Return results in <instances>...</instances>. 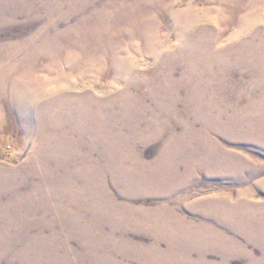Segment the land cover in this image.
I'll return each instance as SVG.
<instances>
[{
	"label": "rangeland",
	"instance_id": "obj_1",
	"mask_svg": "<svg viewBox=\"0 0 264 264\" xmlns=\"http://www.w3.org/2000/svg\"><path fill=\"white\" fill-rule=\"evenodd\" d=\"M112 1L113 0H97L95 5L107 3L110 9H121V11L123 12L129 14L133 13L134 16H136L135 18L138 20L140 18L141 20L147 19L146 15L148 14V11L153 10L151 14L153 15L152 18L155 19V27L153 30V33L155 34H152L154 44L153 48L155 52H150L151 44L146 45L143 39L139 37H133V35H135L136 33H129L130 30L127 29V27L123 28L125 26L122 25L123 20L120 16L114 17L112 20L114 29L108 28L105 31H99V28L94 29L95 26H100L101 20L97 19L94 15H90L93 8L91 4L86 10L82 11L84 14L74 15L71 19L72 22H69V24H65L62 22L59 25L60 28L58 30H55L56 32L47 31L45 33H47L48 35L45 34L42 36V40H44L45 43L52 44L51 48L55 47L52 39H57V42L59 44L57 42H55V44L59 46V60L62 59L63 55L65 57L67 54H69L67 48H69V50H76L75 52L79 53V57L82 56L84 52L88 51L89 54H92L94 52V54H96L98 58L105 59L107 63H105L103 69L101 68L97 70V68H95L94 70L93 68H91L88 70L91 75L87 71L85 72L84 75H86L87 80L83 79L80 76L79 72L82 73L83 71V69H81L80 67H71L64 65V68L62 67L61 69L65 70L66 74L68 71L71 72L66 81L63 80L59 82L56 78V75L58 74V66L50 62L49 59L51 58V55L47 52L45 55L44 51L34 52L31 49L25 48L19 50L20 52L18 51L16 53V56L14 55V61L12 60L11 64H13L14 67L11 68L9 72V78L4 76V74H6V71L3 70L2 66L0 65V85L3 84L5 91H7L5 92L6 95L0 92V264H264V243L250 238L251 236H254V234H252V232L246 231V222H239L234 216L235 214L237 215L238 212H232L231 214H229L232 216L231 217L227 215L228 213L225 211V209L217 210V208L215 207L216 205H214V199L217 198L221 200V204L224 203L223 206L234 207L235 210H237L235 207H238V209L245 208L247 209V212L249 214L253 215L264 214V142L258 140L255 141V139H253V137H255L256 135L259 136L261 134V136H264V130H260V132L256 130L264 129V126L260 127L259 125H257L254 127H250L249 125H246L244 129L240 131V133L249 134H245V136L241 137L235 136L234 134L227 133L225 131L213 132L210 129L209 140L211 141V143L213 142L215 144L217 149L219 148L225 153H223L224 156H221L220 152L214 151L212 148L210 149L211 151L208 152V149L210 147L207 145V142L205 140L202 143L189 144V142L185 145L181 143H175L169 136L171 130H174V134H177V132L179 134L181 129H187V127L185 125H182L180 122L169 124V122L165 120L166 124L163 127V135L146 139V141L140 142L136 145L137 147H135V154L143 160V163H141V165L143 164L142 168H144V165L146 164L145 168L153 170L154 168L157 169V167L155 166V160L159 155V151L163 149L168 150L170 147H177L178 151H183L185 150L184 148L189 149L195 152L200 161H202L206 165L210 162H214L216 164L213 167L209 168L198 167L197 165H195L196 167L189 168L193 169L191 172L192 174H185V170H187V168L184 167L183 169L182 167H180L179 174L182 176L180 178L182 183L179 182V184L183 186H180L178 184L177 186L175 184L171 190H164L163 195L153 193L152 191H138L139 193L135 192L130 193L132 195H127L120 192V190H123L122 186L120 187L118 185L119 187H116L118 183H114L115 176L112 178L109 174H105L103 176L104 184L106 186V190L109 192V195L112 198L116 199L119 204H121L119 208V212L121 215L132 216L131 214H133L135 209L148 210L156 206L157 208L155 207L153 209H150L152 212H154L152 214H156L161 218L164 216H169L170 213H173L183 220L185 226L187 224L190 225V230L192 232L191 235L193 236L190 237L183 234L179 238H177L179 239L178 245L182 249L180 253L169 248L170 246L167 245V243H170L169 239L165 240L160 238L158 240L152 235L150 231H147L144 228L132 227L127 228L126 231H120V229H114L105 222H102L98 219V225H103V227L100 226L102 234L106 236L109 235V237L112 236L115 240H118V242H115L117 243V245L109 244V246L96 244V241L92 240L89 236H87L88 238L86 239L85 231H90L87 226H75L73 224H69L66 221V219H68L70 216L74 217L71 213L77 212L78 217H83L87 222V219L91 220V218L94 216L93 213L89 211V213L85 211H77L75 205L71 206L70 208L66 204L65 199H63L60 204L57 203V197L53 198L50 196L54 194L53 192H51V190L54 189L58 191L60 189H63L62 184H64L66 181L72 183L73 181L76 182L77 180L76 183L79 187L80 185H83L84 181L83 178H77V175L73 172V170L75 169L74 166L77 165V162L74 160V158H68L66 161H64L65 166L62 167L58 166L55 161H48L44 158V148L51 147L50 149H54V151L58 149V147L55 146L56 140H54L52 136V134L54 133H56V135H62L63 137H65L67 142H70L71 144L83 142L84 140H86L85 136H82L80 133H78L79 128L75 127V119L73 118V111L71 112V110H68V112L66 113V116L68 118L66 122L67 125L65 123L63 128H57L55 126V122L58 119V109H60L61 105L58 101V98L60 96L58 92L61 91L65 93L63 97L66 99L65 103L68 104V107L70 104H72V102L83 104V102L86 101L89 97L86 95L89 94H95L99 97L105 95L104 97L102 96L103 99L112 100L116 93L122 91L125 93H129L127 95L128 98L133 99L135 97H138L141 92H145L147 90L148 85H146V82L150 80L149 76H151L154 72L162 70V66L158 63L159 58H155L158 57V52L162 50L171 52V54H173L174 51H178V49L184 47V45L180 41L179 34L177 35V28L180 27L179 23L184 17L189 18L192 16L191 14H193L190 20L200 21L204 23L205 29L211 31L210 34L213 36L212 44L214 51L220 53L218 57L219 60H216L220 64L218 68H220L219 70H222L223 73L218 72V68L216 72L218 74H221L222 76H225V78L230 77L229 81H221L217 84V86H215L218 98H220L221 105L226 104V106H228L230 105L229 103H232L235 108H242V106L246 104L248 97L242 95L243 98H240L238 95V100H234L232 94H234L235 92L233 91L236 88L249 87V84L252 81H255L258 84L262 83V88H259H261V90H264V0H251V2L250 0H160V2L159 0ZM127 2L129 3V6L127 5ZM122 3H124L125 5ZM259 5L261 6L258 7ZM184 9L186 10V12ZM190 10L192 11L190 12ZM176 11H178L177 14ZM179 12L181 14H179ZM185 13L187 15H185ZM144 14L146 17L144 16ZM237 15L239 16L237 17ZM16 16L17 19L12 18L8 20L7 23H4V21H2L5 26L0 28V53L4 54L8 49L3 48L6 47V43L16 44L15 42L23 41L21 39H24L26 41L27 38L31 37L32 34L34 35L41 30H44L43 28L46 24V21L41 15L31 16L27 13H19ZM174 17L175 23H173ZM249 18H251L250 21H253L252 23H250V21H247V19ZM177 22L178 27H176ZM84 23L86 24V26ZM152 23V21L151 23L149 21L150 26ZM246 23L248 25H253V28H247ZM72 24L75 27L81 28L77 31L75 30L76 32H73V30L67 28ZM211 27H214L215 29H212ZM93 30H95V32ZM214 30L216 31L214 32ZM110 31L113 33H115L116 31L115 34L117 35L112 37H119L120 39L122 38L121 42L125 45H129L130 42V44L132 45L133 41L134 44L136 43L135 45H133V47H131V45H129L130 47L125 46L124 49H122L121 47L122 52H119V56L121 55V57L124 58L127 56L126 58H130L129 60L131 61V64L127 68H121L124 69L123 73L118 72L121 69H117V67H114L109 62L110 56H108L107 53H104V50L109 49L106 41L108 39L107 36H110ZM53 32L56 34H52ZM97 37L100 39L99 41ZM131 37L134 38H132L133 41L131 40ZM154 41L156 42L154 43ZM226 43L228 45H226ZM242 43H248V45H243ZM69 45L72 46V48ZM235 46H237V50H239L238 52H240L239 55L241 53L243 55H241L237 60H233L232 62L225 60L221 55H223L226 51L233 50ZM132 48L134 51L132 50ZM158 48L159 50L157 51ZM117 50L119 51V49ZM244 50H249L250 52L253 51V56H245V52H242ZM255 53L257 54L255 55ZM242 58L243 60H241ZM25 65L27 67H25ZM176 69L177 70L175 71V76L176 78H179L181 73L183 72V67L179 65ZM95 73L97 74V76ZM32 75L35 78L32 77ZM14 79H19L20 81L16 80L15 82L19 81L22 86H31V88L27 87V89L44 90L48 88V94L45 96H41L39 99L41 101L38 100L37 103H35L36 109L31 112V116L29 114L28 119H25V111L19 110V108L14 106L15 103L16 105H20V102H18V100L15 99L14 96L13 101L11 95H9V90L12 86L11 84L15 83L12 82ZM21 79H24L25 81ZM3 81L5 84L3 83ZM138 84H142L140 89L136 88L139 86ZM159 85H162V83ZM151 86H154L153 82H151ZM157 86H155V88ZM164 86L165 85H163V87ZM179 86V84L176 85L177 88ZM6 88H8L9 90ZM188 89L189 87L187 85H181L179 98L183 102L188 95ZM66 90H73V92H70V94L68 92H65ZM241 92L243 94L244 91ZM258 92L259 91L254 93V96ZM55 94L57 95L55 96ZM257 95L255 97H257ZM145 96L146 94L142 95V100ZM15 100L17 101L15 102ZM144 100H146L144 101V106L146 107V109L149 107H153L154 105L152 104H155L152 102L150 103L147 97H145ZM179 107L181 108V106ZM229 114L232 115L233 113L229 112ZM163 116L169 117L168 114H163ZM33 120L36 121L34 122ZM26 121H28V124L26 123ZM162 121H164V119H162ZM146 123V120L142 121V127H144V129H147L145 125ZM192 125L187 126H189L188 128L191 129L203 128L198 123L194 124L193 126ZM126 130L127 129L123 130V132H125ZM64 131H66L67 133ZM128 131L129 129L126 132ZM66 134H68L69 136ZM248 135H250L251 137L246 138ZM88 149L89 147L86 144L85 147H82V151H87ZM71 151L72 148L69 150V152ZM223 158L228 159L226 160ZM193 159L195 161H198L196 157H193ZM189 163L192 164V161H185L184 165L187 167L189 166ZM163 165L168 166L167 163H164ZM220 166H222L223 169ZM257 168H262L263 170L259 173V175L250 177L249 173L253 169ZM243 170H245L246 172H244ZM237 175L239 178L237 177ZM32 187L38 188L39 191H42L43 189L45 197H42L40 199V203L37 206L34 205L35 211L32 214L25 215V208H23V206H14V202L18 201L20 203H25V198L23 200V197H25V194L28 193ZM86 193L83 194V196L88 199H93L96 206H98L99 203L96 201V199L92 197L90 193ZM131 196L133 198L132 203L130 201ZM44 202L47 205H45ZM162 202L167 203L168 208L165 206H157ZM54 203L58 204L57 213L53 210L54 208H48V205H52ZM129 204H132V206L128 208ZM138 206L140 207L138 208ZM67 207H69V211L66 209ZM63 208L68 211L67 213H65L68 214L65 217L61 216V209ZM165 208L166 210H163ZM168 209H170V211ZM257 210L260 211L258 212ZM141 213L142 218L140 217L141 214H138L139 220L141 221L142 219L147 223L148 211H144ZM236 222H239L242 226L237 225ZM237 226L240 227L241 231H237L235 229ZM253 227H255V225H253ZM259 227V230L262 232V235H260V237L264 241V224ZM207 230H209L211 234ZM203 233H205V235ZM218 234L233 244L230 254L227 255V253L219 251L216 247L213 246ZM208 242H210L211 245H207L206 243ZM91 243L94 244L92 246H95V249H92L89 246ZM197 244H199V248ZM167 248H169L170 250L165 251ZM238 249L241 252H239ZM184 250H188L189 255L186 254L185 256H183L182 253ZM166 253H168L169 255ZM178 257L185 258L180 259Z\"/></svg>",
	"mask_w": 264,
	"mask_h": 264
},
{
	"label": "bare ground",
	"instance_id": "obj_2",
	"mask_svg": "<svg viewBox=\"0 0 264 264\" xmlns=\"http://www.w3.org/2000/svg\"><path fill=\"white\" fill-rule=\"evenodd\" d=\"M96 1L97 0H0V28L5 26L4 23H7L8 20H10L12 18L17 19L16 15L19 13H27L28 15H31V16L41 15L46 21V24L43 28L44 30H41L37 34H34V35L32 34L31 37L34 36L33 38L29 37V38H27L26 41L24 39H21L23 41L15 42L16 44L6 43V45H5L6 47L2 46L3 48H8L4 54L0 53V65L2 66L3 70L6 71V74H4V76L9 78V76H8L9 72H10L11 68L14 67V65L11 64L12 60L14 59V55L16 56V53L19 50H22L24 48L25 49H31L34 52L44 51L45 55H46V52L49 53L51 55V58L49 59L50 62L54 63V65L58 66V74L56 75V78L59 82L63 81V80L66 81L67 77H69V74L71 72V71H68L66 74L65 70L61 69L64 65L71 66V67H77L78 66L81 69H83L82 73L79 72L80 76L83 79H86V75H84V74L86 71L88 72L89 69H91V68H93L94 70H95V68H97V70L101 69V68L103 69V67H104L105 63H107V61L105 59L98 58L96 56V54H94V52L92 54H89V52L87 51V52H84L82 54V56L79 57V53L75 52L76 50L75 51L69 50V48L66 47L69 54H67L65 57L63 55L62 59L59 60V58H58L59 46H57L55 44V42H57V39H52V42L54 43V46H55L53 48H51L52 44L45 43L44 40H42V36L47 34L45 32H47V31L56 32L55 30H58L60 28L59 25L62 22L65 24H67V23L69 24V22H72L71 19L74 15L84 14L82 11L86 10L91 4H92L93 8L91 10L90 15H94L97 19L101 20L100 26H95L94 29L99 28V31H101V30L105 31L108 28L111 29V28H113V25H112L113 18L120 16L123 20L122 25L125 26L123 28L127 27V29L130 30L129 33H131V32L136 33L135 35H133V34H131V35H133V37H139V38L143 39V41L146 45L151 44L150 52L154 51L153 35L155 33H153V30L155 27V23H154L155 19L152 18L153 15L151 14V12L153 10L148 11V14L146 15L147 19L141 20V18H140L138 20L135 18L136 16H134L133 13H131V14L126 13V12L121 11V9L120 10L119 9H110L108 7L109 5L107 3H106L107 6H106V4L95 5ZM148 1H146V2H148ZM241 1H243V0H241ZM159 2H160V0H159ZM250 2H251V0H250ZM137 3H139V2H137ZM252 3H254V2H252ZM122 4H124V3H122ZM162 4H163V2H162ZM257 4H259V3H257ZM127 5L129 6V3ZM260 6L261 5H259L258 7H260ZM158 7H159V5H158ZM166 7H167V5H166ZM113 8H114V6H113ZM229 9H230V7H229ZM252 10H253V8H252ZM131 11H132V9H131ZM191 11L192 10H190V12ZM180 12H179V14H181ZM185 12H186V10H185ZM177 13H178V11H176V14ZM135 14H136V12H135ZM241 14H243V13H241ZM173 15H174V13H173ZM185 15H187V14L185 13ZM191 15L193 16V14H191ZM144 16H145V14H144ZM238 16L239 15H237V17ZM175 17L173 19V23H175L174 22ZM191 17H189V18L184 17L179 23L180 27L177 28L178 29L177 35L179 34L180 41L184 45V47L183 48L181 47V49H178V51H174L173 54H171V52L162 51V50L160 52H158V55H157L158 57H155V58L156 59L159 58L158 63L162 66V67L160 66L162 70H159L158 72H154L151 76H149L150 80H148L146 82V85H148L147 90L145 92H141L138 95V97H135L133 99L128 98L127 95L129 93H125L122 91L116 93V95L113 97V99L111 98L112 100L103 99V97L105 95H102L103 97L102 96L99 97L95 94H93V95L89 94V95H86L89 97L86 101L83 102V104H79L78 102L77 103L72 102V104H70L68 107V104L65 103L66 99L63 97L65 93L61 92L60 90H59L60 92H58L60 94L58 101L60 102L61 105H60V109H58V115H57L58 119L55 122V126L57 128H63L65 123L68 120L66 113L68 112V110H71V112L73 111V118L75 119V124H76L75 127L79 128L78 133H80L82 136H85L86 140H84L83 142L71 144L70 142H67L65 137H63L62 135H60V134L56 135V133H54V134H52V136H53L54 140H56L55 146L58 147V149H56V151H54V149L53 150L50 149L51 147L44 148L43 149L44 158L47 159L48 161L49 160L55 161L57 163V165L60 167L65 166L64 161H66L68 158H70V157L74 158V160L77 162V165L74 166L75 169L73 170V172L77 175V178H79V177L83 178L84 181H83V185H80V187L77 185V183H76L77 180H76V182L73 181L72 183H70L69 181H66L64 184H62L63 189H60L58 191L54 190V189L51 190V188H50L51 192H53L55 194V196H54V194H52L50 196L53 198L57 197L56 198L57 203H60V204L63 201V199H65L66 204L70 208H71V206L75 205L77 211L79 210V211H83V212L85 211L87 213H89V212L93 213L94 216L91 218V220L87 219V222L84 220L83 217H78L77 212L71 213L74 217L70 216L68 219H66V221L69 224H73L75 226H81V227L87 226L90 231H87V232L85 231L86 239L88 238L87 236H89L92 240L96 241V244H102L105 246H109V244L117 245V243H115V242H118V240H115L112 236L109 237V235L106 236V235L102 234L101 227H103V225L102 226L100 225L101 226L100 227L97 223V219L101 220L102 222H105L106 224H108L109 226H111L114 229L115 228L120 229V231H126L127 228H132V227L144 228L145 230L150 231L152 233V235L158 240L160 238L165 239V240L169 239L170 243H167V245L170 246L169 248H171L173 251H176L179 253H180V251H182V249L178 245L179 239H177V238H179L183 234L188 235L190 237L193 236V235H191L192 232L190 230V225L187 224L185 226V224L183 223V220L180 219L179 217H177L176 214L170 213L169 216H164L161 218L156 214H152L154 212H152L150 209H153L156 206H154L153 208H150L148 210H146V209L145 210L135 209L133 214H131L132 216L121 215L119 212V208H120L121 204H119L116 199L112 198L109 195V192L106 190V186H105L104 180H103V176L105 174H109L111 176V178L115 176L114 177L115 178L114 183H118L116 187L122 186L123 190L122 191L120 190V192L127 194V195H132L130 193H135L138 191H142V192L143 191H152L153 193L163 195L164 190H166V189L171 190L175 184L183 186V185L179 184V182H181L180 178L182 177L179 174L180 173L179 172L180 167H182L183 169H184V167L187 168V170H185L186 171L185 174H190L193 169H189V168L196 167L195 165H197L198 167L209 168V167H213L216 164L214 162H210V163H207V165H206L205 163L200 161L199 157L197 156V154L195 152H193L189 149L184 148L185 150L178 151L177 147H174V148L170 147L168 150L163 149V150L159 151V153L157 152L160 155V156L158 155V157L155 160V162H156L155 166L157 167V169L154 168V170H153V169L145 168L146 164L144 165V168H142L143 164L141 165V163H143V160L135 154V147H137L136 145L139 144L140 142L146 141V139H150L152 137H157V136L159 137V136L163 135V131H164L163 127L166 124L165 120H167L169 122V124H172L175 122H180L182 125H185L187 127V129H185V128L181 129L179 134H178V132H177V134H174V130L173 129L171 130V133L169 134V136L171 137V140L174 141L175 143H178V144L181 143V144L185 145L189 142H190L189 144L202 143L205 140L207 142V145L210 147L208 149V152L211 151L210 149L212 148L214 151L220 152L221 156H224L225 153L223 151H221L219 148L217 149L215 144L213 142L211 143V141L209 140L210 139L209 138V136H210L209 130L210 129L213 132L214 131H225L227 133H231V134H234L235 136L241 137V136H245V134H249V133H245V134L240 133V131H242V129H244V127L246 125H249L250 127H254L257 125H259L260 127L264 126V90H261L262 83L258 84L255 81H252V82H250L249 87H247V88H241L240 87L241 89L236 88L233 91V92H235L234 94H232L234 100L235 99L238 100V98H237L238 95L240 98L242 97V95H245L246 97H248L246 104L244 106H242L243 109L238 108V107L235 108V106L232 103H229L231 106L230 105L226 106V104L225 105L220 104V98H218V94H217V90H216L215 86H217V84L221 81H225V80L229 81L230 77L225 78V76H222L221 74H218L216 72L217 68L220 65L216 61V60H219L218 57H219L220 53L217 51H214L213 44H212L213 43V36L210 34L211 31L205 29L204 23H202L200 21L190 20ZM242 17H243V15H242ZM254 17H255V15H254ZM157 19H159V18H157ZM237 20H238V18H237ZM242 20H244V19H242ZM250 20H251V18L247 19V21H250ZM2 21H4V23H2ZM149 21H150V23H151V21L153 22L151 24V26L149 24ZM245 21H246V19H245ZM178 22L176 23V27H178L177 26ZM252 22L253 21H250V23H252ZM254 24H257V23H254ZM261 25H263V24H261ZM6 26H8V25H6ZM85 26H86V24H85ZM157 26H156V28H157ZM246 27L249 29H252L253 25H248L246 23ZM256 27H258V26H256ZM67 28L73 30V32H76L81 27H75L72 24V25L68 26ZM93 31L95 32V30H93ZM119 31H120V29H119ZM215 31L216 30H214V32ZM54 32L52 34L55 35L56 33H54ZM212 32H213V30H212ZM115 33H116V31H115ZM115 33L110 31V36H107L108 39L106 42L109 46V49L104 50L105 51L104 53H107L108 56H110L109 62L114 67H117V69H121L123 67L125 69L131 64V61L129 60L130 58L129 59L126 58L127 56L125 58L121 57V55L119 56V52H122L121 47H122V49H124L125 46L130 47L129 45H131L130 44L131 42L129 43V45H125L124 43L121 42L122 38L120 39L119 37L118 38L112 37V36L117 35ZM126 33H127V31H126ZM137 35H139V36H137ZM109 37H112V38H109ZM133 37H131L132 41L134 39ZM244 37H245V35H244ZM157 38H158V36H157ZM129 39H130V37H129ZM99 40L100 39L98 38V41ZM128 40H126V41H128ZM155 42L156 41H154V43ZM135 44L133 41V44L131 45V47H133V45H135ZM242 44L248 45V43H242ZM79 45H81V44H79ZM226 45H228V44L226 43ZM256 45H258V44H256ZM180 46H179V48H180ZM70 47L72 48V46H70ZM117 49H119V51ZM132 50H133V48H132ZM158 50H159V48L157 49V51ZM238 51L239 50H237V46H235L233 48V50L226 51L221 56L225 60L232 62L233 60H237L241 55H243L242 53L239 55L240 52H238ZM262 51H263V49H262ZM242 52H245L244 53L245 56H249V57L253 56L252 55L253 51L250 52L249 50L248 51L244 50ZM263 53H264V51H263ZM124 54H125V52H124ZM156 54H157V52H156ZM256 54L257 53H255V55ZM122 56H123V54H122ZM263 59H264V56H263ZM241 60H243V58ZM252 64H253V62H252ZM179 65L183 67V69H182L183 72L182 73L180 72L181 73L180 77L176 78L175 71L177 70L176 68ZM260 65H261V63H260ZM25 67H27V66L25 65ZM225 68H226V66H225ZM124 69H121L118 72L123 73ZM219 69L220 68H218V70ZM24 70H26V69H24ZM20 71H21V69H20ZM130 71H132V70H130ZM92 72H94V71H92ZM126 72H128V71H126ZM218 72L223 73L222 70H219ZM248 72H249V70H248ZM88 73H90V72H88ZM23 74H24V72H23ZM90 75H91V73H90ZM127 75H129V74H127ZM25 76H26V72H25ZM96 76H97V74H96ZM32 77H34V76L32 75ZM263 77H264V75H263ZM16 80H19V79H14L12 82H15ZM21 80L25 81L24 79H21ZM86 80H85V82H86ZM19 81L15 82L14 84H11L12 86L10 87L11 88L10 90L8 88H6V89H8L10 91L9 95H11L13 101H14V97H15V99H17L18 102H20V105H16V103H15L14 106L19 108V110L25 111V119H28L29 114L31 116V112L36 109L35 103H37V101L40 99L41 96H45L48 94L47 93L48 88L44 89V90H42V89L41 90H39V89H37V90L27 89V87H29V86L24 85L25 86L24 87V86H22V84ZM37 82H36V84H37ZM151 82L154 83L153 87L151 86ZM3 83H4V81H3ZM161 83H162V85H159ZM177 84L180 85L178 88L176 87ZM183 84H185L189 87L188 95H187L186 99L184 98L185 99L184 102L182 100H180V98H179L181 85H183ZM138 85L139 86L136 88L140 89L142 84H138ZM163 85H165L166 87L165 86L163 87ZM155 86H157V87L155 88ZM259 87H261V88H259ZM29 88H31V86ZM117 91H118V89H117ZM241 91H244L243 94ZM257 91H259V92L257 93L258 95L256 94L257 97H255L256 95L254 96V93H256ZM0 92L6 95L5 92H7V91H5L3 84L0 85ZM65 92L70 93V92H73V90L72 91L66 90ZM50 93H51V91H50ZM143 94H146L145 97H147V99H149L150 103L151 102L155 103V104H152V105H154L153 107H149L146 109V107L144 106L145 105L144 101H146V100H144L145 97L142 100ZM56 95L57 94H55V96ZM44 98H46V97H44ZM17 100H15V102ZM39 101H41V100H39ZM223 103H225V102H223ZM179 106H181V108ZM182 106H183V108H182ZM229 112H231L233 114L230 115ZM163 114H168L169 117H164ZM162 119H164V121H162ZM224 119H225V121H224ZM47 120H49V119H47ZM143 120L147 121V123L145 124L147 129H144V127H142L143 126L142 125ZM26 123L28 124V121H26ZM196 123L201 125L204 129L200 128L201 129V131H200V129H195L193 127H192L193 129H191V128H188L189 126H187V125L191 126L192 124L194 125ZM66 125H67V123H66ZM161 126H162V128H161ZM125 129H127V130L129 129V131L126 132L127 131L126 130L125 132H123V130H125ZM205 130H206V133H205ZM256 130H258L260 132V130H264V129H256ZM64 132H66V131H64ZM66 135H68V134H66ZM250 137L251 136L248 135L246 138H250ZM242 138H245V137H242ZM253 139H255V141L258 140V141L264 142V136H261V134L259 136L256 135L255 137H253ZM84 143L89 147V149L87 151H82V147H85ZM71 148H72V151L69 152V150ZM193 157H196L198 161H195L193 159ZM42 158H43V156H42ZM232 158H233V156H232ZM223 159L227 160L228 158H223ZM190 160L192 161V164L189 163V166L186 167L184 165L185 161H190ZM69 161H70V159H69ZM164 163H167L168 166H166V165L164 166L163 165ZM220 167L223 169L222 166H220ZM262 170H263L262 168L253 169L251 171L252 173L250 172L249 175H250V177L259 175V173ZM243 171L246 172L245 170H243ZM237 177H238V175H237ZM170 190H168V191H170ZM58 192H60V193H58ZM86 192L90 193L91 196L96 199V201L99 203L98 206H96L93 199H91V198L88 199V198H85L83 196V194H85ZM142 192H141V194H142ZM42 197H45L43 189H42V191H39L38 188L32 187L31 190H29V192L25 194V197H23V200L25 198V203L24 202L20 203L17 201V202H14V206H17V207L23 206V208H25V215L32 214L35 211L34 205L37 206L40 203V199ZM130 199H131L130 201L132 203L133 202L132 196ZM214 200H215L214 205H216L215 207L217 208V210L225 209V211L228 213V214L226 213L227 215L231 214L232 212L233 213L238 212L237 215L236 214L235 215L233 214V215L237 218V220L239 222H243V223L246 222V225L244 224L247 228L246 231L252 232V234H254V236H251L250 238L258 240L261 243H264V241L260 237V235H262V232L259 230V228H260L259 226H262V224H264V214L263 215L249 214L247 212V209H245V208L238 209V207H235L237 209V210H235L234 207L223 206L224 203L221 204L220 199L216 198ZM196 201H197V199H196ZM57 203H54L52 205H48V208H51V209L54 208L53 210L57 213V209H58ZM162 203H159L160 205L158 204L157 206L158 207H160V206L161 207H164V206L167 207V203H164V202H162ZM242 203H244V202H242ZM45 205H47V204L45 203ZM131 206H132V204L131 205L129 204L128 208ZM69 207L66 208L68 211H69ZM139 207L140 206H138V208ZM66 209L65 208L61 209V211H62L61 216L62 217H65L66 215H68V214H65L68 212ZM163 210H166V208ZM168 210L170 211V209H168ZM144 211H148L147 223L142 219L140 221L139 217H138V214H141L140 217L142 218L141 212H144ZM134 213H135V215H134ZM162 214H164V213H162ZM229 216H231V215H229ZM239 222H236L237 225L242 226ZM253 225H255V227H253ZM235 229L237 231H241L240 227H238V226ZM207 231L210 232L209 230H207ZM25 233H27V232H25ZM203 234L205 235V233H203ZM210 234H211V232H210ZM189 243H191V242H189ZM206 244L211 245L210 242H208ZM92 245H94V244L91 243L89 246L92 249H95L96 247L92 246ZM232 245H233L232 243H230L228 240H226L224 237H222L221 235L218 234V236L215 239V244L213 246L216 247L219 251H223V252L227 253V255H228L232 251L231 250ZM197 246L199 248V244H197ZM169 248H167L165 251H169L170 250ZM163 251H164V249H163ZM238 251L241 252L239 249H238ZM233 253H234V251H233ZM166 254H168V253H166ZM186 254L189 255L188 250H184L182 253L183 256H185ZM199 255H200V253H199ZM178 258L181 259V258H185V257H178Z\"/></svg>",
	"mask_w": 264,
	"mask_h": 264
}]
</instances>
